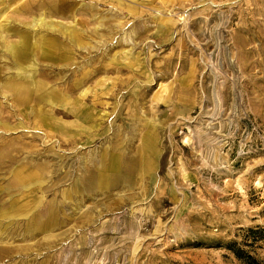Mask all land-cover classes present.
Listing matches in <instances>:
<instances>
[{
    "label": "rangeland",
    "instance_id": "374dc122",
    "mask_svg": "<svg viewBox=\"0 0 264 264\" xmlns=\"http://www.w3.org/2000/svg\"><path fill=\"white\" fill-rule=\"evenodd\" d=\"M0 264H264V0H0Z\"/></svg>",
    "mask_w": 264,
    "mask_h": 264
},
{
    "label": "bare ground",
    "instance_id": "6f19581e",
    "mask_svg": "<svg viewBox=\"0 0 264 264\" xmlns=\"http://www.w3.org/2000/svg\"><path fill=\"white\" fill-rule=\"evenodd\" d=\"M21 41V40H20Z\"/></svg>",
    "mask_w": 264,
    "mask_h": 264
}]
</instances>
